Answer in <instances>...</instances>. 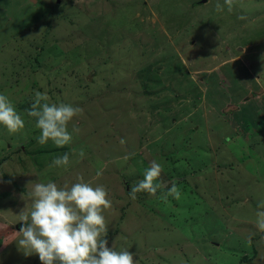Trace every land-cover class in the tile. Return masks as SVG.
Listing matches in <instances>:
<instances>
[{
  "label": "rangeland",
  "instance_id": "rangeland-1",
  "mask_svg": "<svg viewBox=\"0 0 264 264\" xmlns=\"http://www.w3.org/2000/svg\"><path fill=\"white\" fill-rule=\"evenodd\" d=\"M217 2L0 0V94L25 121L0 126V264H41L18 215L34 183L78 176L107 189V246L137 264H264V0ZM45 90L83 110L70 150L37 142L27 110ZM153 160L179 200L130 198Z\"/></svg>",
  "mask_w": 264,
  "mask_h": 264
},
{
  "label": "clouds",
  "instance_id": "clouds-1",
  "mask_svg": "<svg viewBox=\"0 0 264 264\" xmlns=\"http://www.w3.org/2000/svg\"><path fill=\"white\" fill-rule=\"evenodd\" d=\"M239 0H223L217 2L215 10L223 12L225 7L233 12ZM238 19L243 20L240 16ZM43 87V84L41 85ZM80 107L63 102L54 103L47 91H36L34 101L27 110V115L36 118V128L40 135L36 137L40 145L49 141L56 147L63 148L72 144L73 134L80 128L73 123L82 114ZM72 130L69 131V125ZM0 126L9 134H20L25 129V121L16 111L14 104L4 94H0ZM120 143L125 144L121 139ZM83 159L85 153H78ZM131 154L125 155L127 161ZM71 160L69 153L55 157L50 167L67 168ZM163 166L156 160L144 170L143 179L131 187L129 192L132 200L137 199V193H147L166 200L169 196L176 200L181 198V191L176 182L171 187L162 180ZM102 172H97V176ZM31 184V183H30ZM103 185L84 181L83 176L77 177L75 183H64L63 186L49 180L46 183H34L28 205L18 215L23 222L19 230L20 238L16 241L25 255L37 254L41 264H137L128 249L117 251L114 246L109 248L105 238L108 233V223L105 213L112 208V201ZM258 209H264V201L258 204ZM258 231L264 234V210H258L254 221ZM249 245L251 237L247 238Z\"/></svg>",
  "mask_w": 264,
  "mask_h": 264
},
{
  "label": "trees",
  "instance_id": "trees-1",
  "mask_svg": "<svg viewBox=\"0 0 264 264\" xmlns=\"http://www.w3.org/2000/svg\"><path fill=\"white\" fill-rule=\"evenodd\" d=\"M31 142H32V141H31ZM31 142H30V143H31ZM59 149H69V150H70V148H66V147H63V148H59Z\"/></svg>",
  "mask_w": 264,
  "mask_h": 264
},
{
  "label": "water",
  "instance_id": "water-1",
  "mask_svg": "<svg viewBox=\"0 0 264 264\" xmlns=\"http://www.w3.org/2000/svg\"><path fill=\"white\" fill-rule=\"evenodd\" d=\"M204 1H206V0H202V2H204Z\"/></svg>",
  "mask_w": 264,
  "mask_h": 264
}]
</instances>
